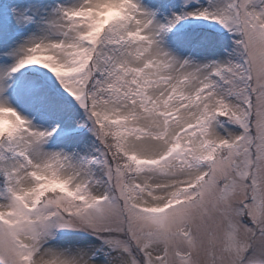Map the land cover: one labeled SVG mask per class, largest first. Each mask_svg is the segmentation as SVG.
I'll return each mask as SVG.
<instances>
[{
	"label": "snow or ice",
	"instance_id": "obj_1",
	"mask_svg": "<svg viewBox=\"0 0 264 264\" xmlns=\"http://www.w3.org/2000/svg\"><path fill=\"white\" fill-rule=\"evenodd\" d=\"M0 264H264V0L0 6Z\"/></svg>",
	"mask_w": 264,
	"mask_h": 264
},
{
	"label": "rangeland",
	"instance_id": "obj_2",
	"mask_svg": "<svg viewBox=\"0 0 264 264\" xmlns=\"http://www.w3.org/2000/svg\"><path fill=\"white\" fill-rule=\"evenodd\" d=\"M30 0H0V6L8 7L9 5H18V4H28ZM145 4H153V5H159L161 3L166 2V0H143ZM166 16H171L172 14H175V10H169L168 12L164 13ZM195 24H206L208 22H192ZM189 26H192L190 24ZM180 27V26H178ZM225 37H227V34H224ZM226 42L230 43V40L226 39Z\"/></svg>",
	"mask_w": 264,
	"mask_h": 264
}]
</instances>
